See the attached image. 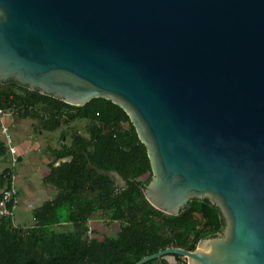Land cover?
Segmentation results:
<instances>
[{"label": "water", "instance_id": "95a60500", "mask_svg": "<svg viewBox=\"0 0 264 264\" xmlns=\"http://www.w3.org/2000/svg\"><path fill=\"white\" fill-rule=\"evenodd\" d=\"M10 80L76 106L112 100L147 146L149 202L220 208L221 233L134 264H264V0H0Z\"/></svg>", "mask_w": 264, "mask_h": 264}, {"label": "trees", "instance_id": "16d2710c", "mask_svg": "<svg viewBox=\"0 0 264 264\" xmlns=\"http://www.w3.org/2000/svg\"><path fill=\"white\" fill-rule=\"evenodd\" d=\"M0 108L22 117L43 116L53 128L64 117L89 123L86 135L76 131L72 143L57 153L67 160L52 167L46 182L59 192L34 210L36 223L17 226L15 217L0 216V264H134L169 246L194 250L201 239L223 231L224 216L207 197L192 199L179 215L149 202L144 189L151 178L141 179L152 170L147 146L127 112L112 100L97 97L76 106L10 80L0 83ZM6 152L0 138V155ZM7 170L0 172V191ZM114 171L126 186L117 184ZM196 213L205 219L203 226ZM104 215L123 222L120 230L105 239L89 236V220ZM66 222L73 228H55ZM160 260L169 264L165 259L145 264Z\"/></svg>", "mask_w": 264, "mask_h": 264}, {"label": "crops", "instance_id": "0c3cea01", "mask_svg": "<svg viewBox=\"0 0 264 264\" xmlns=\"http://www.w3.org/2000/svg\"><path fill=\"white\" fill-rule=\"evenodd\" d=\"M5 121L21 155L17 179L20 183L21 208L15 215L14 224L31 226L36 223L34 210L44 202L54 199L59 192L56 184L46 182L52 167L67 160L57 158V153L72 143V134L75 131L71 127L86 124L88 120L79 118L68 121L64 117L57 128H53V122H46L43 116L22 117L19 114H8ZM78 132L86 135V128ZM8 167L9 153L6 152L0 155V172ZM90 222L96 220L90 219Z\"/></svg>", "mask_w": 264, "mask_h": 264}, {"label": "built area", "instance_id": "2783aa9c", "mask_svg": "<svg viewBox=\"0 0 264 264\" xmlns=\"http://www.w3.org/2000/svg\"><path fill=\"white\" fill-rule=\"evenodd\" d=\"M8 114H15V111L6 112L0 108V129L2 132L0 138L5 142L9 153V167L4 172L6 184L0 191V216L15 217L17 209L21 205V196L17 187L21 155L10 127L5 121V116Z\"/></svg>", "mask_w": 264, "mask_h": 264}, {"label": "rangeland", "instance_id": "374dc122", "mask_svg": "<svg viewBox=\"0 0 264 264\" xmlns=\"http://www.w3.org/2000/svg\"><path fill=\"white\" fill-rule=\"evenodd\" d=\"M17 114V113H16ZM89 126V123L86 124H76L75 126L71 127V129L73 131L77 132L81 129L83 130L84 128H87ZM125 128L129 127V124L126 122L123 125ZM74 132V133H75ZM153 172L152 170L148 171L147 173H145L143 176H141L142 180H148L149 178H151ZM17 187L19 189L20 187V183L19 180H17ZM21 208V205L18 207L17 213L19 212ZM196 219H198L199 221H201V225L203 226L205 219L203 218V216L201 214L196 213L195 214ZM96 222H88V235L89 236H97L100 239H105V237L110 236V235H115L120 228L123 225V222L119 221V220H110L109 218H107L105 215L104 216H94V218ZM56 229H71L73 228L72 224L69 222L60 224L55 226ZM221 233V232H218ZM166 260V259H165ZM168 262V260H167ZM169 263V262H168ZM171 264V263H169ZM177 264H188V258L187 257H182L181 262H178Z\"/></svg>", "mask_w": 264, "mask_h": 264}, {"label": "flooded vegetation", "instance_id": "af4514ba", "mask_svg": "<svg viewBox=\"0 0 264 264\" xmlns=\"http://www.w3.org/2000/svg\"><path fill=\"white\" fill-rule=\"evenodd\" d=\"M199 214V213H198ZM202 215V214H201ZM154 264H164L162 260L155 262Z\"/></svg>", "mask_w": 264, "mask_h": 264}]
</instances>
